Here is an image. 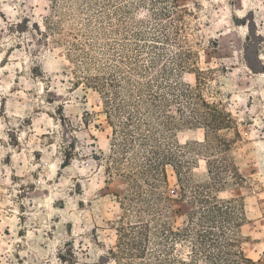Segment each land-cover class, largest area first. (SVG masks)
Listing matches in <instances>:
<instances>
[{
  "label": "rangeland",
  "instance_id": "374dc122",
  "mask_svg": "<svg viewBox=\"0 0 264 264\" xmlns=\"http://www.w3.org/2000/svg\"><path fill=\"white\" fill-rule=\"evenodd\" d=\"M97 1L87 15L71 0H0V264H154L162 259L153 235L143 258L115 260L109 254L119 244L116 229L139 220L120 206L116 195L123 197L129 188L108 160L111 129L101 96L84 85L97 72L84 69L87 61L72 44L105 66L110 62L105 46L134 57V45L154 44L149 36H161L160 27L169 19L152 15L160 8L155 0ZM177 3L188 11L182 47L195 54L196 68L215 70L207 96L221 103L236 125L221 135L232 141L228 156L244 182L220 189L217 196L237 201L246 264H264V0ZM101 13L110 20H99ZM101 27L109 33L105 37L97 33ZM135 28L146 37L136 40ZM158 41L171 66L181 48ZM141 60L148 62L146 52ZM182 81L195 82L189 72ZM175 140L192 161L190 185L207 182L206 159L192 149L204 141L203 130L179 129ZM166 173L159 192L172 200V224L182 226L190 205L181 199L172 168ZM143 217L151 233L163 221L148 213ZM172 253L171 259L192 264L188 244L176 245Z\"/></svg>",
  "mask_w": 264,
  "mask_h": 264
},
{
  "label": "trees",
  "instance_id": "16d2710c",
  "mask_svg": "<svg viewBox=\"0 0 264 264\" xmlns=\"http://www.w3.org/2000/svg\"><path fill=\"white\" fill-rule=\"evenodd\" d=\"M71 1L87 15L91 14V8L100 4L97 0ZM153 5H160V8L152 15L158 19H169V23L161 25V36L155 33L149 36L154 44L141 46L136 43L134 57L127 56L124 50L112 53V48L107 45L103 54L109 56L110 62L100 66L78 44H72L82 53L81 58L87 61L84 69L93 68L97 72L95 76L86 77L84 85L101 96L103 112L111 129L108 160L114 165L115 174L129 188L123 197L116 195L120 206L127 212H134L139 220L116 229L119 244L115 250H109V254L115 260L123 256L129 260L143 258L149 237L153 235L162 254V259L154 264H186L185 261L171 259L174 247L183 243L190 246L192 264H246L249 260L239 246L241 225L237 201H222L217 196L220 189L244 182L228 156L232 141L221 135L223 130L235 129L236 125L222 104L207 96L215 70L196 68L193 62L195 54L182 47L185 44L182 37L185 27L182 24L184 15L188 13L186 8L179 6L177 0H155ZM99 17V20H110L107 13H101ZM144 23L146 21L138 24ZM168 29L171 33H167ZM140 30L135 28L133 31L136 40L146 37ZM53 32L57 33V29ZM115 32H120V29H115ZM97 33L103 37L109 34L103 27ZM158 40L181 48L170 60L171 66L166 64L165 49L156 45L160 42ZM144 52L149 56L146 63L141 60ZM83 59L78 61L82 63ZM185 72L193 74L194 86L182 81ZM179 129L203 130L204 141L194 143L192 149L206 159L207 182L190 185L188 175L192 161L182 155L184 148L175 140ZM167 167L175 173L181 199L190 205L182 226L172 224L176 215L174 210H170L172 200L159 192L167 183ZM123 168L128 171H123ZM108 170L110 176V168ZM147 213L157 223V217L163 219L154 233L144 220Z\"/></svg>",
  "mask_w": 264,
  "mask_h": 264
}]
</instances>
